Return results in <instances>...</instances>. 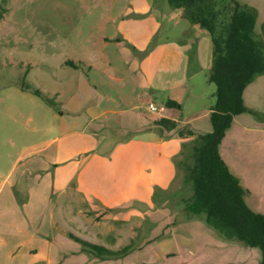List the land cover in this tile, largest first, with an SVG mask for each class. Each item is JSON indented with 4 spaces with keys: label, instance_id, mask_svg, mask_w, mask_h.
Masks as SVG:
<instances>
[{
    "label": "rangeland",
    "instance_id": "rangeland-1",
    "mask_svg": "<svg viewBox=\"0 0 264 264\" xmlns=\"http://www.w3.org/2000/svg\"><path fill=\"white\" fill-rule=\"evenodd\" d=\"M147 1L0 0V159L3 160L0 163L1 173L7 174L8 169L13 165L11 160L23 143L31 144L35 141L37 149L49 143L45 148L46 151L37 152L33 156L32 166L35 167V172L30 180H19L21 183L18 186L15 183V173L13 176H7V184L0 187V229L4 226L3 222L7 224L20 219V221H25L26 229L30 227L32 233L35 230L38 231L32 240H29V236H24L13 243L5 242L4 237H0V264H31L36 261L41 264L46 263L50 255L48 256L46 243L39 242V239L43 236H46L45 238L55 236L47 232V223L51 219L58 222L70 221V217H73L69 216L68 209L70 203L75 202L70 199L71 195L67 194L68 199H63L65 195L61 198L58 189L52 183L50 187L44 185L45 179L41 178V174H53L54 169L50 165L47 172H40V166H44L40 163L42 160L51 161L59 153L61 158L67 160L68 168H77L75 170L77 172L85 161L86 156L83 154L85 150L91 149L97 152L111 150L110 146L93 147L94 139H106L113 143L128 139L132 135L129 130L116 129L130 125L129 121H125L129 119L124 114H106L89 125L78 121L75 126V121L72 119L75 116L85 119L87 109L93 102H97L99 93L111 92V89L106 84H98L99 80L96 79L94 73L88 72L83 66L77 65L76 71V68H72L73 65L67 62L75 63L81 58L95 59L102 34L114 35L111 24L119 25L130 40L129 42L127 40L126 42L118 41L120 46L129 51L128 64L131 63V59L143 61L151 45L162 43L165 40L176 46L183 54V59L178 64L176 63L173 71L168 72L167 75L162 73V66L157 67L155 85L152 90H147L145 93L152 94L158 91V86L163 88L170 80L181 81V83L188 84L189 98L192 99L194 96L200 98L194 108L196 113L202 115L204 109L214 104L215 86L207 81V73L211 65L209 35L191 26L184 17V11L171 9L166 0L153 1V7L156 10L152 11H156L157 17L151 16L153 12L140 13L141 11L132 10L134 6L143 8ZM240 1L256 11L258 31L264 24V0ZM158 15L160 29L153 39L154 42L146 50L135 48L134 44L141 43V37L152 29L155 20H158ZM132 69L135 68L132 67ZM46 87L52 92L44 93V95L37 94V91L46 92ZM60 88L66 89V96L61 97L56 93ZM14 91L35 96L37 104L51 109L54 119L58 113L64 112V124L61 128L52 126V130L45 135L44 133L33 135L28 132L30 126L28 127L27 122H24L26 130H23L21 128L23 121L18 124V115L12 107L16 105L25 114L37 109V117L39 109L37 107L35 109L33 105L24 100L19 101L13 98L12 92ZM152 99V101L155 100L154 97ZM188 105L189 103L187 107ZM121 109L123 108L117 110ZM141 112L146 111L142 109ZM194 124L209 125L208 118L200 116ZM187 131V125H181L177 129V132L185 135ZM94 133L97 137L93 136ZM190 140L192 139L187 138L184 141L189 146L186 145L181 155L176 157L177 173L168 193L155 194L156 199L160 196L165 203L158 204L161 200H157V204L153 203L151 209L146 208L147 211L141 210L144 208L143 205L133 202L124 209L141 210L142 217H133L131 221L135 222L142 218L145 222L134 228L135 235L133 236L135 237L128 244L131 253L106 257V255L84 249L83 258L79 256L61 258L60 256L67 249L80 246L54 238V249L51 253L53 263L258 264L260 251L257 248L247 247L237 241H227L233 243L226 248L221 246L224 238L202 223L201 216L192 218L195 219L194 223L186 225L174 223V221H184L183 200L192 194V181L188 178L189 171L186 167L187 165L193 167L195 162L194 155L190 151ZM238 144L232 154L235 159L234 167L238 174L233 173L250 193L246 199L248 207L256 213L264 214V133L241 135ZM134 166L132 165L129 169L133 170ZM10 183L13 184L11 188ZM8 190L13 192L12 199L14 198L19 211H16L14 207H8ZM10 203L12 204V201ZM165 204L166 208L159 210V207ZM157 209L159 211H156ZM118 212L108 213L98 210L91 212V215L100 214L97 221H103ZM73 213L75 215V212ZM145 234L150 240L141 243L140 238ZM163 239L169 240L168 246L171 254L166 256L160 253L162 251L160 243ZM121 244L123 243L118 244V249L122 248ZM31 249H36L37 252L29 254L28 251Z\"/></svg>",
    "mask_w": 264,
    "mask_h": 264
},
{
    "label": "crops",
    "instance_id": "crops-1",
    "mask_svg": "<svg viewBox=\"0 0 264 264\" xmlns=\"http://www.w3.org/2000/svg\"><path fill=\"white\" fill-rule=\"evenodd\" d=\"M153 1L155 0H148L143 5V8L134 6L132 10L134 12L141 11L140 13L153 12L151 16L157 17L156 11H152L156 10L153 7ZM111 21L113 20L111 19ZM111 28L114 35L107 36L102 34L101 44L96 52L95 59L81 58L75 63L71 62L73 64L72 68H76V71L77 65H81L88 72L94 73L96 79L99 80L98 84H106L111 89V92L102 91L99 93L97 102H93L87 109L85 119H80L77 116L72 119L75 121V126H77L78 121L82 124L89 125L101 119L106 114H124L129 119L125 121H129L130 125L126 128H115L117 130H129L132 132V135L128 139L113 143L108 142L106 139H94L92 141L93 147L98 145L103 147L110 146L111 150L107 152H97L91 149L85 150L83 152L86 156L85 161L81 169H78L77 172L75 171L77 168H68L67 160L61 158L59 153L51 161L47 159L48 161L42 160L40 162L44 165L43 167L40 166V172H47L51 166L54 169L53 174H41V178L45 179L44 185L50 187L52 183L58 189L61 198L65 195L63 199H68L66 195L69 194L71 195L70 199L75 200L74 203H70L68 206L69 216H73L72 218L70 217L71 220L58 222L51 219L47 223V232L53 235L55 234V236L49 238L43 236L39 239V242L46 243L48 256L50 255V259L44 264H54L51 260V253L54 249V238H59L64 240V242H73L80 246L79 248L67 249L60 256L61 258L73 256L83 258L85 253L84 248L73 238H78L111 251L120 250L121 248H117L120 243H123L121 244L122 248L128 246L131 240L134 239V228L145 222L142 218L133 222L131 221L132 218L142 217L141 210H147L153 207L155 194L168 193L177 173L174 158L179 154L181 144L187 139L185 137L186 135L182 138L176 131L167 132L161 130L154 125L157 120L165 118L175 121L178 123L177 127L187 125L188 130L193 132L194 135L212 132L209 116L213 104L204 109L205 111L202 115L196 113L194 108L200 98L198 96H194L192 99L188 97V84L170 80L165 87L160 88L158 86V91L152 94L145 93V91L153 89V85H155L154 80H157L156 69L159 65L162 66V73L167 75L168 72L171 73L173 71L176 63L178 64L183 59L181 51L173 44L166 42L167 40L151 45L160 29L159 15L152 29L141 37V43L134 44L135 48L140 50H146L151 45L143 61H133L131 59V63H127L129 51L125 47L120 46L118 41L123 40L126 42L127 40L129 42L130 40L119 25L111 24ZM132 67L135 69H132ZM51 92L52 90L46 87V92L44 91L42 94ZM56 93L61 97L67 95V91L64 88H60ZM12 97L19 101L24 100L28 104L33 105L35 109L36 107L39 109V116L37 117V109L36 111L33 109L35 112L32 110V112L28 111L25 114L16 105L12 107V110L18 115V124L23 121L21 128L26 130L24 122H27L26 124H29L28 127L30 126L28 132H31L33 135L34 133H44L45 135L52 130V126L61 128L65 122L64 112L58 113L54 119L51 114V109H46L37 104L35 96H30L21 91H14L12 92ZM152 97L155 98L154 101H152ZM242 98L246 108L264 113V75L255 78L245 88ZM169 100L177 103L181 108L167 107L166 103ZM149 102L164 106L165 112L160 115L150 113L147 110V103ZM187 103H189L188 107ZM119 108L123 109L117 110ZM142 109L146 112H141ZM200 116L207 117L209 125L194 124ZM257 133H264V123L256 121L251 114L241 113L233 117L231 125L221 139L218 148L222 160L232 173H237L234 167L235 159L232 154H234L233 150L239 145L238 142L240 141L241 135ZM93 136L97 137L95 133ZM48 144L37 149L35 141L31 144L23 143L11 160L13 161V165L8 169L7 174L1 173L0 171V187L5 185L7 176H13L15 173V183L18 186L21 183L19 180H30L35 172V167L32 166L34 163L33 156L37 152L46 151L45 148ZM2 162L3 160L0 159V163ZM132 165H135L133 170L129 169ZM12 185L10 183V188ZM12 193L11 190L7 192V205L19 211V207L14 198L12 199ZM10 201H12V204ZM133 202L143 205L144 208L141 210H124L126 206H129ZM166 206V204L162 205L159 207V210L166 208ZM98 210H103L108 213L112 211L119 212L106 220L97 221V217L100 214L92 216L91 212ZM159 210L157 209L156 211ZM73 212H75V215ZM118 217L119 219H117ZM192 218L185 215L184 221H174V223L176 225L178 223H184L185 225L194 223L195 219ZM201 222L204 223L202 220ZM3 225V228L0 229V237H4L3 240L5 242L13 243L24 236H29V240H32L38 232L35 230L32 233L30 227L26 229L25 221H20V219L8 222L7 224L3 222ZM149 240L147 234L142 235L140 238L141 243H146ZM168 241L163 239L160 243V247L162 248L160 253L164 256L171 254L169 253ZM222 241L220 245L225 248L230 243H233L225 240ZM34 252H37V250L31 249L28 251L29 254ZM31 264L41 263L36 261Z\"/></svg>",
    "mask_w": 264,
    "mask_h": 264
},
{
    "label": "trees",
    "instance_id": "trees-1",
    "mask_svg": "<svg viewBox=\"0 0 264 264\" xmlns=\"http://www.w3.org/2000/svg\"><path fill=\"white\" fill-rule=\"evenodd\" d=\"M173 10H183L184 17L210 37L211 65L207 81L215 86V101L209 120L212 132L194 135L190 138L194 166L187 165L188 178L192 181V194L183 200V212L188 217H202L201 220L214 229L225 241H237L260 251L258 264H264V214L252 211L246 199L250 193L222 160L218 145L229 129L233 117L249 113L258 122H264V114L244 106L242 94L245 88L258 76L264 75V24L257 31V13L240 0H166ZM73 65L71 62H67ZM38 95L42 92L37 91ZM169 108L180 109V105L168 101ZM161 130L173 132L178 123L165 118L154 124ZM220 130L217 142L211 146L215 132ZM180 137L185 134L177 132ZM188 145L181 144L178 155ZM177 157V156H176ZM176 157L174 158L177 168ZM154 198L153 203L157 204ZM158 204H164L160 198ZM84 249L106 257L128 254L130 246L118 251L107 250L73 238Z\"/></svg>",
    "mask_w": 264,
    "mask_h": 264
},
{
    "label": "built area",
    "instance_id": "built-area-1",
    "mask_svg": "<svg viewBox=\"0 0 264 264\" xmlns=\"http://www.w3.org/2000/svg\"><path fill=\"white\" fill-rule=\"evenodd\" d=\"M147 110L154 115H160L165 112V107L161 105H157L153 102H149L147 103Z\"/></svg>",
    "mask_w": 264,
    "mask_h": 264
},
{
    "label": "water",
    "instance_id": "water-1",
    "mask_svg": "<svg viewBox=\"0 0 264 264\" xmlns=\"http://www.w3.org/2000/svg\"><path fill=\"white\" fill-rule=\"evenodd\" d=\"M219 136H220V130H217L215 132L213 139H212L211 146H213L217 142V140L219 139Z\"/></svg>",
    "mask_w": 264,
    "mask_h": 264
}]
</instances>
